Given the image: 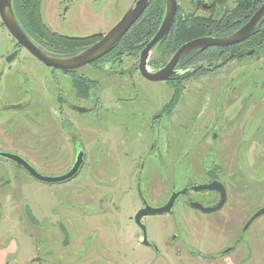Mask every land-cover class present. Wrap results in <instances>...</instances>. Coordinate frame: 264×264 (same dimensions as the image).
Returning <instances> with one entry per match:
<instances>
[{"label":"rangeland","instance_id":"374dc122","mask_svg":"<svg viewBox=\"0 0 264 264\" xmlns=\"http://www.w3.org/2000/svg\"><path fill=\"white\" fill-rule=\"evenodd\" d=\"M135 1L39 0L47 31L36 39L46 51L55 44L50 33L93 36L94 43L98 36L93 34L106 33ZM177 1L183 15L218 17L234 5L215 0L206 9L200 2L210 0ZM16 46L0 21V150L21 156L45 176L68 171L75 160L74 140L84 146V157L74 177L57 183L37 181L0 157V264H222L219 253L208 257L219 247H202L206 236L220 240V229L197 227V214L182 204L171 215L142 218L158 252L141 243L133 216L143 200L159 206L172 188L200 180L212 150L261 145L259 139L240 146L241 134L225 137L215 131L214 138L204 133L219 93L239 92L238 101L246 95L257 100L259 94L264 99V60L233 61L208 75L168 84L144 79L136 69L137 56L121 53L78 68L75 74L84 79H77L46 67L22 47L6 62ZM163 52L158 48L150 55L158 67L166 61L160 60ZM144 107L148 110L141 115ZM121 120L138 123L139 135L115 129ZM164 127L167 137L161 135ZM258 169L254 181L262 176L260 183L229 188L236 211L231 239L241 241L222 256L225 264H264V214L242 227L264 206V163Z\"/></svg>","mask_w":264,"mask_h":264},{"label":"flooded vegetation","instance_id":"af4514ba","mask_svg":"<svg viewBox=\"0 0 264 264\" xmlns=\"http://www.w3.org/2000/svg\"><path fill=\"white\" fill-rule=\"evenodd\" d=\"M214 1L215 0H210V3H209V1L208 2L201 1L200 5L206 9L208 7L211 8L213 6L211 4V2L215 3L216 1L215 2ZM230 1L234 2L233 0H230ZM176 2H177V10H176V14L174 17L173 24L176 20V16L178 15L179 12H181V8L179 6V3L177 0H176ZM263 2L264 1H262L260 3V5ZM149 3H150V1H149ZM165 3H166V0H164V12H165ZM256 9L254 10V12L256 11ZM190 14L197 15V14L191 13V12H190ZM252 14L249 16V18L252 16ZM163 16H164V14H163ZM220 16L215 17L214 15L213 16L211 15V17H213V19L220 18ZM249 18H247L240 26H238V28L241 27ZM263 21H264V17L261 19V21L255 27V29L252 31V33L246 39H244L241 42H238V43H235V44H232L229 46H224V47L211 46V47H208V48H205L202 50H197L199 53L204 52V50H207L209 48H222L225 51H221L222 49L221 50L218 49L217 50L218 52L213 53L211 55V57H209V58H206V56H204V55L196 56V60L186 70L181 67V60L185 57L184 56L178 62L177 66L175 68L177 73L174 76H172L169 80L162 81V82L170 84V83H175L177 81H181L180 78L183 77L185 74H187L186 71H188L190 73H194V74L196 73V75H208L210 73H213V72L220 70L222 67L226 66L227 64H229L233 61H240V60H244V59L248 60V59H251L253 57H255L257 59L264 60V44L252 45V41H251L252 39H250L251 36L256 31V29L260 26V24L263 23ZM173 24H172V26H173ZM235 30H233V31H235ZM233 31H231V32H233ZM104 34L105 33L93 34V35L98 36V39L96 40V41H98ZM72 37H76V36H72ZM145 44L136 53H130V52L128 53L129 55H136L137 56L136 69H137L138 73H139V70H138L139 54H140L142 48L145 46ZM19 47L21 48V46L17 45L15 47V49L19 50ZM155 47H156V45H155ZM154 48L150 51V53L147 57V68H148V66L152 67L150 65V61H152L153 59L152 58L150 59V55L153 52ZM111 49H110V51H111ZM110 51L107 54H105L104 56H102L101 58L97 59L96 61H93L87 65H84V66H95L96 64H98L99 61L101 62V60L103 58L108 57V56L109 57L110 56L119 57V55H116L115 53H110ZM175 51H173L172 54H170L165 59L166 61L164 60L165 62L163 61L164 63L161 66L152 67L153 70H150V71H156V70L162 68L168 62V60L170 59V57L173 55V53ZM248 52H251V53L249 55H247ZM189 54H192V52ZM241 54H243V56L239 57V55H241ZM160 60H161V58H160ZM46 67H48V66H46ZM49 68H51V67H49ZM51 69H53V68H51ZM54 70H56V69H54ZM76 70L77 69L69 70V71H62V72L70 75L73 78L76 76L75 78H77V79H80V78L84 79V76L75 74ZM140 76L143 77L141 74H140ZM85 80L88 82H91L87 78ZM236 93H237L236 95L231 94V95H228L227 97L226 96L223 97V94L221 95V93H219L220 95L218 94L219 96L217 98V101L214 104L212 103V105L210 107L211 111H213V113H214V116L211 120V123L208 126H206V131L204 134L210 133L211 137H214V138L216 137L215 131H220V132L224 131L225 137H228V136L231 137L233 135L241 134V136H243L242 138L244 140L240 141L241 142L240 146L241 145H243V146L247 145L248 143L250 144L251 142H253V141L255 142V140H259V139H260V141L262 140L261 145H256L252 149L238 148L235 150L230 149L229 151H226L224 149L221 150V152H225V153H221L219 150L218 151L212 150V152L210 153L211 155L208 156L209 157L208 161L206 163H204L201 167L202 169H201L200 180L188 181L179 188H172L168 198L163 202V204H165L168 201V199H169V197L173 191H178V190L183 189L185 187L187 188V192L184 195H180L175 200L173 207L171 208V211L168 213H164V215L173 214L172 212H173L174 207L176 205L182 204L181 205L182 207L185 206L186 208L193 210L197 214V215H195L197 227L204 228L206 230H211V229L217 230L219 228L221 232H219L220 234H219L218 238L220 237V240L215 239V241L211 242L210 240H208L206 238L207 237L206 236L202 240L203 241L202 247H204V246H205V248L215 247V246H216V248L219 247L216 254L210 253L208 255V257L210 259H212V258H214L215 255H217L219 253V255H221L219 262H221L222 264H225V262H224L225 258H222V256H227V254L232 252L235 249V247L241 241V237H239V236H236L235 238L231 239V237H232V234H231V226L232 225L231 224L233 222V219H235L234 215L236 214L235 213L236 211L234 210L232 198H229V192H230L229 188H233V187L248 188L252 184L255 185V184L260 183L262 176H259L257 178V181L256 180L254 181V177L256 176L255 174L259 170L258 167L260 166V168H262V165L264 163V161H263L264 160V99H262V94H259L257 97V100H251V97L249 95H246L245 97L248 99H246V100L243 99V100L238 101L237 99L239 98L240 93L239 92H236ZM73 107L74 106H71V108L73 110H75ZM139 110H140L141 115H145L142 112V110L147 111L148 109L146 110V108L144 107V108H139ZM161 112H162V114H164V108L161 109ZM155 116H156V118H159L160 115H159V113H156ZM140 120H141L140 124L144 123L143 122L144 117L142 119H139V121ZM137 124L138 123H135L134 121H132L129 123V125H127L125 121L121 120L119 123L116 124L115 129H117V130L121 129L124 133H125L124 129H126V130L129 129V130H131V132H129V133L133 136L134 135L136 136V135H139V133L141 132L140 128L138 129V127H137V129H136ZM125 126L126 127L128 126V127L126 128ZM228 129H229V131H228ZM122 131H121V133H122ZM121 133L120 132L118 133V135L120 134V138L123 137L122 136L123 133L122 134ZM161 135L166 136V137L169 136V132H167V128L164 127V130L161 133ZM72 145H73L74 154H76L77 151H79V150H83V152H84V146L82 145V143H79L77 140H74L72 142ZM205 156H207V153L204 155V157ZM214 181L217 182L216 184L222 189V191L224 193V199H223L221 206L214 211L204 212L200 208L194 207L193 205H191V202H197L201 206L208 208V207L216 206L219 203V201L221 199V190H219V189H211V190L205 189V190L195 191L192 189L193 185L209 184V183L214 182ZM256 182H258V183H256ZM230 199H231V201H230ZM163 204H161V205H163ZM161 205H159V206H161ZM142 206H143V201H142ZM184 208H182V209H184ZM245 223L243 224L242 227H244ZM175 235L176 234L172 235V240L176 239L177 236H175ZM231 241H232V244H231ZM147 247L151 248L155 252H158L152 246H147ZM215 260H216V258H215Z\"/></svg>","mask_w":264,"mask_h":264},{"label":"water","instance_id":"95a60500","mask_svg":"<svg viewBox=\"0 0 264 264\" xmlns=\"http://www.w3.org/2000/svg\"><path fill=\"white\" fill-rule=\"evenodd\" d=\"M149 1L150 0H136L134 4L128 10H126L121 18L98 41L72 55L67 56L52 55L43 51L25 34V32L19 26L13 13L12 0H0V21L10 36L16 41V43L24 48L38 61L56 70L69 71L81 68L84 65L96 61L107 54L113 45L123 36L129 27L141 15V13L147 7ZM176 10V0H166L165 12L161 23L155 34L149 39L139 54V73L149 81L169 80L177 73L175 68L178 62L191 52L202 50L211 46H229L246 39L264 17V2L256 9L252 16L235 31L223 36L205 35L192 38L182 43L162 68L156 71H150L147 68V57L155 45L168 33L170 27L173 24ZM250 53L251 52H248L247 55ZM17 54L18 50H13L5 57V61L10 63L17 56ZM242 56L243 54L239 55V57ZM73 108L79 112L87 111V109L82 106H74ZM83 156V150L77 151L75 154V160L67 172L59 176H45L37 172L34 167L21 156L0 150L1 158L15 162L17 165L25 169L34 179L43 183H57L74 177L81 168ZM216 183L217 182L214 181L209 184H199L192 186V189L195 191L205 189L221 190V199L216 206L205 208L197 202H191V205L200 208L204 212H211L218 209L223 202L224 193ZM186 192V187L178 191H173L168 201L161 206H152L143 200V206L138 209L133 216L134 222L141 230L142 239L140 241L143 245L152 246L156 251H158L155 244L149 242L147 239L146 227L142 223V218L147 215L164 214L170 212L175 200L180 195H184ZM262 214H264V206L252 214V216L246 221L243 230H245L257 217Z\"/></svg>","mask_w":264,"mask_h":264},{"label":"trees","instance_id":"16d2710c","mask_svg":"<svg viewBox=\"0 0 264 264\" xmlns=\"http://www.w3.org/2000/svg\"><path fill=\"white\" fill-rule=\"evenodd\" d=\"M234 6L222 13L220 18L213 19L211 16H198L194 14L183 15L179 12L169 32L156 44L154 50H164L161 59L163 61L172 54L182 43L199 36H223L240 26L264 0H233ZM39 0H12V10L15 18L25 34L43 51L52 55H72L93 44L94 38L72 37L62 34L50 33L55 43L53 47L44 50L36 35L44 34L47 29L42 25L38 9ZM164 14V0H150L147 8L129 30L114 44L110 53H136L155 34ZM252 45L264 44V21L251 36ZM17 44V43H16ZM18 45V44H17ZM222 48H209L204 52L198 51L187 54L181 60V67L187 69L195 60L196 56L211 57L213 53ZM153 50V51H154ZM221 51H225L222 49ZM162 61V62H163ZM157 61H150L152 67H157ZM181 81L196 76V73L186 71ZM85 81V80H84ZM86 82V81H85ZM178 82V81H177ZM78 80L74 82L79 87ZM87 83V82H86ZM88 82L87 85H90Z\"/></svg>","mask_w":264,"mask_h":264}]
</instances>
